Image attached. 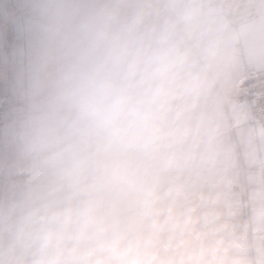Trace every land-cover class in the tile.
Wrapping results in <instances>:
<instances>
[{
  "label": "clouds",
  "instance_id": "clouds-1",
  "mask_svg": "<svg viewBox=\"0 0 264 264\" xmlns=\"http://www.w3.org/2000/svg\"><path fill=\"white\" fill-rule=\"evenodd\" d=\"M0 264H264V0H0Z\"/></svg>",
  "mask_w": 264,
  "mask_h": 264
}]
</instances>
